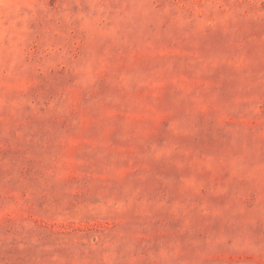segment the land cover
I'll use <instances>...</instances> for the list:
<instances>
[{
    "label": "rangeland",
    "instance_id": "374dc122",
    "mask_svg": "<svg viewBox=\"0 0 264 264\" xmlns=\"http://www.w3.org/2000/svg\"><path fill=\"white\" fill-rule=\"evenodd\" d=\"M0 264H264V0H0Z\"/></svg>",
    "mask_w": 264,
    "mask_h": 264
}]
</instances>
